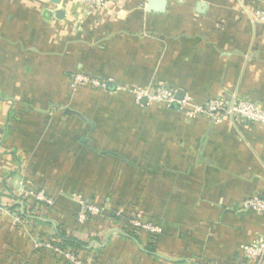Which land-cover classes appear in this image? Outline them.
I'll use <instances>...</instances> for the list:
<instances>
[{
    "label": "crops",
    "instance_id": "0c3cea01",
    "mask_svg": "<svg viewBox=\"0 0 264 264\" xmlns=\"http://www.w3.org/2000/svg\"><path fill=\"white\" fill-rule=\"evenodd\" d=\"M258 11L264 0H0V264H264L244 253L264 214L240 211L264 198V127L114 91L169 84L264 108ZM77 73L112 84L74 92ZM31 191L55 205L32 207ZM75 196L138 204L162 232L131 239L112 208L79 223Z\"/></svg>",
    "mask_w": 264,
    "mask_h": 264
},
{
    "label": "built area",
    "instance_id": "2783aa9c",
    "mask_svg": "<svg viewBox=\"0 0 264 264\" xmlns=\"http://www.w3.org/2000/svg\"><path fill=\"white\" fill-rule=\"evenodd\" d=\"M81 4L91 12H101L105 10L112 0H80ZM257 14L264 19V11ZM77 85L90 86L92 89H108L112 81L105 79H92L85 74L77 75L74 78ZM133 96L137 107H142L144 101L147 103H158L167 109L178 110L191 120L199 117H206L215 123H221L225 119L237 120L245 124H253L264 127V108L247 98H241L234 94L212 98L205 103H198L192 97L185 95L179 101L177 99L178 90L169 84H158L151 87L127 88ZM27 196L40 201H45L51 205L52 200L48 199L43 192H28ZM78 220L80 223L87 224L92 219L100 216L103 212L87 202H81ZM241 212H252L264 214V198H249L241 203ZM133 230H138L148 234L153 240L158 237L162 229L151 224H142L140 218L130 222ZM40 247V246H37ZM244 253L250 259L262 260L264 258V237L256 238L251 244L244 247ZM72 262H76L74 255L64 254Z\"/></svg>",
    "mask_w": 264,
    "mask_h": 264
},
{
    "label": "rangeland",
    "instance_id": "374dc122",
    "mask_svg": "<svg viewBox=\"0 0 264 264\" xmlns=\"http://www.w3.org/2000/svg\"><path fill=\"white\" fill-rule=\"evenodd\" d=\"M80 74H85V73H77V74H73L70 78H71V82H70V86H71V88H72V90L75 92V91H79V90H90V91H108L107 89H105V90H102V89H92L90 86H85V85H77V84H75V82H74V78L77 76V75H80ZM86 75V74H85ZM88 76V75H87ZM90 77V76H89ZM90 78H92V79H97V78H93V77H90ZM99 79V78H98ZM115 92H117L116 93V95H118V96H121V95H129L130 97H132L133 98V96L130 94V90L129 89H127V88H122V87H116V89L114 90ZM46 196V195H45ZM47 197V196H46ZM75 199V201H76V203H77V205H78V211H77V221L79 222V220H78V216H79V210H80V204H81V202H87V203H89V204H91V205H93V206H95V207H97V208H100L101 210H103V212H102V214L100 215V216H102V215H105L106 214V212L107 211H109V209H111V211H112V217L116 220V219H118V220H120L121 222H120V224L121 225H123L124 223H123V220L125 221V223H126V225H128V226H130V222L131 221H133L134 219H138V218H140V222L142 223V224H151V225H156L155 223H154V221L153 220H151L150 218H148L149 216H147L145 213H144V211H142L140 208H139V205L138 204H136V205H132V206H130V207H125V206H123L122 204H120V203H116V205H114V206H112V207H110V206H106V205H101V204H98L96 201H94V200H91L90 198H84L83 196H75L74 197ZM48 199H51L52 200V204L51 205H49V204H47L45 201H40V200H36V201H38L39 203H43V204H46V205H48V206H50V207H53L54 205H55V201H54V199L53 198H49V197H47V200ZM35 200V199H34ZM100 216H98V217H96V218H94V219H97V218H99ZM147 216V217H146ZM80 223V222H79ZM90 223V222H89ZM83 224V223H82ZM88 224V223H87ZM124 226V225H123ZM156 226H158V225H156ZM131 227V226H130ZM132 228V227H131ZM159 228H160V226H159ZM133 230V229H132ZM134 232H138V231H135L134 230ZM144 234H146V233H143V232H140V233H138V235H139V237L141 238L142 236ZM139 240V239H138ZM153 240V239H152ZM35 244V247L36 248H41V245L39 244V243H37V242H35L34 243ZM37 246H40V247H37ZM69 260V259H68Z\"/></svg>",
    "mask_w": 264,
    "mask_h": 264
},
{
    "label": "water",
    "instance_id": "95a60500",
    "mask_svg": "<svg viewBox=\"0 0 264 264\" xmlns=\"http://www.w3.org/2000/svg\"><path fill=\"white\" fill-rule=\"evenodd\" d=\"M167 0H148L149 10L150 11H158L163 12L165 10ZM185 94L183 92H179L177 95V99L181 101L184 98ZM145 103V101H144Z\"/></svg>",
    "mask_w": 264,
    "mask_h": 264
},
{
    "label": "trees",
    "instance_id": "16d2710c",
    "mask_svg": "<svg viewBox=\"0 0 264 264\" xmlns=\"http://www.w3.org/2000/svg\"><path fill=\"white\" fill-rule=\"evenodd\" d=\"M33 200V204L31 205L32 207L34 206V207H36L38 204H40L41 205V203H39L38 201H36V200H34V199H32ZM27 206V205H26ZM31 207V208H32ZM95 219H92L91 221H90V223L92 222V221H94ZM89 223V222H88ZM123 227H124V229L126 230V233L129 235V237L131 238V239H134V240H138L140 237H139V235H138V233H140L141 231H138V230H135V231H138V232H134V230H132V228L130 227V226H128V225H126V223H125V221L123 220ZM143 235V234H142Z\"/></svg>",
    "mask_w": 264,
    "mask_h": 264
}]
</instances>
